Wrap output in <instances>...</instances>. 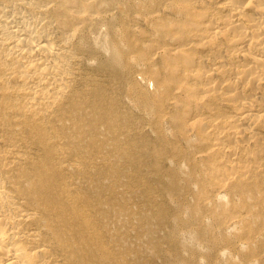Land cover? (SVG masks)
Segmentation results:
<instances>
[{
	"label": "bare ground",
	"instance_id": "1",
	"mask_svg": "<svg viewBox=\"0 0 264 264\" xmlns=\"http://www.w3.org/2000/svg\"><path fill=\"white\" fill-rule=\"evenodd\" d=\"M119 84L143 121L122 116ZM97 131L123 157L142 143L135 175L179 202L264 228V0H0V264H264L254 241L237 260L155 261L116 215L104 228Z\"/></svg>",
	"mask_w": 264,
	"mask_h": 264
},
{
	"label": "rangeland",
	"instance_id": "2",
	"mask_svg": "<svg viewBox=\"0 0 264 264\" xmlns=\"http://www.w3.org/2000/svg\"><path fill=\"white\" fill-rule=\"evenodd\" d=\"M115 10L116 8L111 10L112 16L117 14V10ZM137 83L138 86L145 87L150 91L149 81L137 77ZM110 89L113 92V98L118 101V108L122 112V116L127 114L137 118L140 122L143 121L142 113L133 106L135 105L132 100L134 96L130 97L131 93L126 90L123 84L113 85ZM143 127V132H147L148 135V124H143ZM69 135L71 140L77 136V134L73 135L72 131H69ZM93 135L98 136L100 141L104 136L105 138L108 136L105 131H97ZM81 136L87 135L83 133ZM106 140L108 141L107 145H110L112 149L92 152L102 156L105 162H101L99 165V176L95 178L93 176L99 191V199H101V202L99 201L100 208L107 219L104 228L110 231L115 230L113 219L116 215L117 230L128 239L140 242V248L146 252L150 251L149 254L155 261L158 259L169 260L173 258V255L182 257L188 250H192L194 253V256L191 257L192 261L206 262L208 256L214 255L217 256V262L220 259H225L226 255L233 257H230L231 260H237L240 255L246 254L247 245L244 247V241L264 244V228L259 223L262 219L261 215L253 214L252 218H256V221L245 225L239 232L233 228V224L223 222L225 214L221 212L220 205H216L211 210L201 209L191 201L179 202V197L169 186L153 181L151 169L148 166H141L140 169H137L140 175L136 176V166L140 162L147 161L149 157V150L145 149L142 143L137 146L130 145V155L123 157L119 151H116L119 145H117V140L110 136ZM70 141L69 143L64 141L59 143L66 153H72L75 150ZM135 153L140 154L142 158H137ZM162 179L166 184L169 182V177L163 176ZM234 205L240 204L234 201ZM198 207L199 209H197ZM221 229H225L227 238L219 237ZM205 235L216 240L214 243H209V239ZM223 239L225 241H222ZM143 243L148 245L143 246ZM149 244L154 247L156 252L147 248L150 246ZM122 245H125V242H122ZM224 250L225 253H220Z\"/></svg>",
	"mask_w": 264,
	"mask_h": 264
}]
</instances>
